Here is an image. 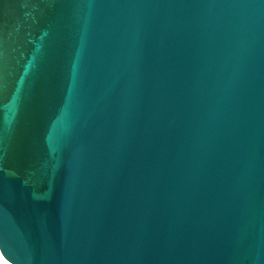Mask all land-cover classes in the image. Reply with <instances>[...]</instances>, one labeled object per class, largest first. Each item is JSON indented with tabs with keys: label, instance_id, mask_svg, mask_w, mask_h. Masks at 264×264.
Instances as JSON below:
<instances>
[{
	"label": "water",
	"instance_id": "95a60500",
	"mask_svg": "<svg viewBox=\"0 0 264 264\" xmlns=\"http://www.w3.org/2000/svg\"><path fill=\"white\" fill-rule=\"evenodd\" d=\"M0 250L264 264V0H0Z\"/></svg>",
	"mask_w": 264,
	"mask_h": 264
},
{
	"label": "bare ground",
	"instance_id": "6f19581e",
	"mask_svg": "<svg viewBox=\"0 0 264 264\" xmlns=\"http://www.w3.org/2000/svg\"><path fill=\"white\" fill-rule=\"evenodd\" d=\"M0 264H13L11 261H9L1 252L0 250Z\"/></svg>",
	"mask_w": 264,
	"mask_h": 264
}]
</instances>
